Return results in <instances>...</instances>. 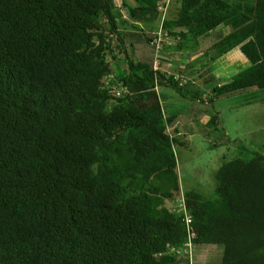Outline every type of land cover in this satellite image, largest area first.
<instances>
[{"label": "trees", "instance_id": "trees-1", "mask_svg": "<svg viewBox=\"0 0 264 264\" xmlns=\"http://www.w3.org/2000/svg\"><path fill=\"white\" fill-rule=\"evenodd\" d=\"M164 1L123 2V18L117 0H0V264H190L175 252L188 241L182 195L194 252L264 264V156L224 163L213 200L182 194L162 90L185 98L194 84L155 71L151 43L161 27L177 41L165 68V49L200 41L205 85L208 64L239 47L248 68L210 104L264 90V0H171L162 26ZM108 77L127 91L111 95ZM220 125L216 113L207 137Z\"/></svg>", "mask_w": 264, "mask_h": 264}, {"label": "rangeland", "instance_id": "rangeland-1", "mask_svg": "<svg viewBox=\"0 0 264 264\" xmlns=\"http://www.w3.org/2000/svg\"><path fill=\"white\" fill-rule=\"evenodd\" d=\"M227 1L230 4L251 5L254 3V0ZM168 41L172 39L169 38ZM139 44L142 46L140 41ZM198 47L193 41L183 43V58L186 62L192 51L198 50ZM233 53L226 54L214 62L215 65L214 63L208 64L210 65L208 68L214 70V72L210 70L209 75L213 77L216 75V79L208 85H205L203 80H197L198 85H191L185 89L184 96L187 99L176 92L171 93L170 89L165 90L166 94L162 90L164 97L162 101L170 106L167 110L168 115L180 117L183 114L184 117L191 118L189 126H177L178 134H175L173 129L169 130L179 139L180 143L184 144L175 147L182 194L196 192L205 199L213 200L217 187L215 174L224 163L235 159L249 160L258 154L264 156V90L251 88L230 96L219 97L212 104L208 101L215 87L229 82L230 79L248 68V64L245 67L243 61H237L238 65L229 66L227 58ZM195 54L192 55L193 59H195ZM239 55L241 57V54L237 52L236 56ZM163 61L164 63L170 62L165 59ZM197 61L194 62V67L200 65V61ZM179 64L172 63L174 66L172 73H180L182 76L184 70L179 69ZM202 70L204 73L208 69L204 67ZM202 70L199 73H202ZM190 76H187L188 80ZM192 81L194 80L189 82ZM169 93L174 98L168 96ZM177 101H179L178 104ZM177 106L179 110L181 109L180 112H176L174 107ZM205 112L209 114L208 119L216 113L220 114V132H211L209 137H207L206 125L202 121V118L206 116ZM172 206L178 207V200L176 203L173 202ZM221 252V249L214 246H202L194 252L195 264H220Z\"/></svg>", "mask_w": 264, "mask_h": 264}, {"label": "built area", "instance_id": "built-area-1", "mask_svg": "<svg viewBox=\"0 0 264 264\" xmlns=\"http://www.w3.org/2000/svg\"><path fill=\"white\" fill-rule=\"evenodd\" d=\"M117 1H118V8L120 9L121 13L123 14V18H126V12L124 10L123 3H121V1H119V0H117ZM170 5H171V0H166V1L162 2L158 7V10L162 15V26H163L164 21L167 19V16H168V13L170 10ZM168 39H169V36H168L167 32L163 29V27H161V29L155 35V37L151 43L154 46L156 53H157V57L154 61V70L155 71H162L164 73H167L170 76V75H172L170 70L173 67V65L171 63H168L167 67L162 68V62H161L160 55H159L163 51L164 46L166 44H172L173 45L177 42L174 40L168 41ZM110 79H111V77L107 78V85H109V90H110L111 95H114L115 97H119V96H121L122 93H125L127 91L124 88L116 87L113 85L111 86L110 85V81H111ZM182 84H187V80L182 79ZM178 209L180 211L182 210L185 214L186 229L188 231V241L182 249H178L175 252L177 254L184 255L185 257H188L190 260V264H194V245H193L192 240L194 239L195 236H194V234L192 232V228H191L192 222H193V217L186 210L183 195L181 197H179V199H178Z\"/></svg>", "mask_w": 264, "mask_h": 264}, {"label": "crops", "instance_id": "crops-1", "mask_svg": "<svg viewBox=\"0 0 264 264\" xmlns=\"http://www.w3.org/2000/svg\"><path fill=\"white\" fill-rule=\"evenodd\" d=\"M120 1H121V3L125 2L126 4H130V5L133 4V0H120ZM216 33H214V34H216ZM194 43L197 44V45H199L200 47L198 48V50L192 51V53H191V55L189 57L188 62H186L185 59L183 58V54H184L183 53V43L181 44V47H178V48L177 47L168 48L165 51V56L168 59H171L170 60L171 63H175V65L178 64V63H180L179 64V66H180L179 69L181 68V69L184 70V71L182 70L183 73H184L183 76H185L186 78H187L188 75H193L192 73L195 72V74H194L195 76H190L191 77L190 80H194V81H192V84H194V86H196V85L199 84L198 81H200L198 79L197 75L203 73L202 66L205 63V60L202 59L203 58L202 53H203L204 49L201 48V42L200 41H194ZM231 52L232 53L234 52V53L227 58L229 60V61H227V63H228L229 66L238 65V63H236L237 61H240V62L243 61V63H244L243 65H245V67L247 66L248 62L245 59V57L243 56V54L241 53L239 47L236 48V49H234ZM237 52H239L241 54V57H240V55L239 56H236V53ZM193 53H196L195 54V59H193V57H192ZM236 58H239V59H236ZM196 60L200 61V65L197 64L198 67H194V64H195L194 62ZM214 65H215V63H214ZM208 66H210V65H208ZM177 68H178V66H177ZM199 68L202 70V73H199L200 72L199 71ZM173 69H174V66H173ZM211 71L214 72L213 69H211ZM183 92L185 93V91H183ZM164 94H166L165 90H164ZM168 96H171V93H169ZM171 97L174 98V96H171ZM185 99H187V98H185ZM178 102L179 101H177L176 103L178 104ZM169 108H170V106L168 105V109ZM174 108H175L176 112H180L181 111V109L179 110V106L174 107ZM205 115L206 116H204L202 118V121L206 125L210 118L208 119V117H209L208 112H205ZM171 116L176 118V124H175L174 128H177L178 125L189 126L190 123H191V118L184 117L183 114L180 117L179 116L177 117L176 115H171ZM187 130H188V128H187Z\"/></svg>", "mask_w": 264, "mask_h": 264}]
</instances>
